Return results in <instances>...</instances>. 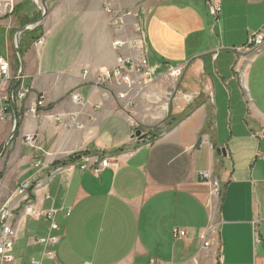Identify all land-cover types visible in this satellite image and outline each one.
<instances>
[{
  "label": "crops",
  "instance_id": "obj_1",
  "mask_svg": "<svg viewBox=\"0 0 264 264\" xmlns=\"http://www.w3.org/2000/svg\"><path fill=\"white\" fill-rule=\"evenodd\" d=\"M219 1L216 20L208 0H116L117 8L137 14L142 51L107 50L102 0H48L39 32L20 38L18 124L0 157V209L14 208L17 186L39 177L47 186L36 205L56 211L58 231L15 213L12 260L0 264H264V48L237 52L249 35L264 31V0ZM38 13L25 0L0 16V58L11 74L0 81V154L14 122L6 101L19 72L13 36L35 24ZM135 21L120 39L133 37ZM141 53L154 80L129 95L132 105L116 94L103 98L106 87L94 89L97 71ZM20 89L29 91L23 100ZM71 93L89 104L74 105ZM39 98L43 107L33 114ZM135 129L143 140L133 138ZM103 159L107 167L93 173ZM203 172L218 180V197L198 180ZM214 222L218 230L204 248L199 235ZM175 228L185 239H172ZM48 236L57 244H35Z\"/></svg>",
  "mask_w": 264,
  "mask_h": 264
},
{
  "label": "built area",
  "instance_id": "obj_2",
  "mask_svg": "<svg viewBox=\"0 0 264 264\" xmlns=\"http://www.w3.org/2000/svg\"><path fill=\"white\" fill-rule=\"evenodd\" d=\"M115 3L116 0H104L103 2V9L110 18V26L113 34L115 35V39L112 41V47L116 50L131 47L139 48L143 51V30L138 21V17H136L135 13L133 15V12L130 10L115 7ZM207 5L209 7L208 9L210 14L214 18H217L221 11L220 1L208 0ZM130 19L136 20L132 25L133 37L128 40L120 39V37L125 34L128 21ZM38 40H40V38ZM262 43H264V31L261 30L257 33L249 35L245 45L241 49H237V52H255L256 54L258 45H261ZM38 44H43V40L41 43L38 42ZM99 73L100 74L96 80L97 85H93L94 89H104L106 87L104 91L107 94H103V98L106 96L108 97V95L116 94V100L127 101L129 105H132V100H130L129 95L141 93L142 90L150 85L154 80V71L149 66L146 56L142 53L138 58L119 56L112 69H105ZM172 74L178 75V71L175 70ZM84 76H87V71L84 72ZM10 80L8 62L6 59L0 58V81L7 82ZM28 93L29 91L27 89H20L17 97L18 99L23 100ZM69 97L71 102L76 106L85 107L89 104V100L81 98L77 93H71ZM6 101L9 103V97L6 98ZM43 103V99L39 98L35 104V108L31 110V113L34 114L37 108H42ZM129 107L130 106H127V108ZM7 109V106H5L2 108L1 113L7 111ZM25 141L29 146L35 145L33 136H26ZM83 161H85V164L81 167V170H88V165L86 164L88 160L83 159ZM95 164L96 166L93 167L92 172L97 174L100 170L107 167L108 161L103 159ZM55 169V171H61V169ZM48 177H50V175H48ZM198 180L201 183L208 184L210 186L211 195L214 197L219 196L220 192L218 180L210 172L199 173ZM45 186H47L45 181L39 180V177H33L31 180L27 179L20 183L15 189L13 197L15 200H18V204L14 208H9L8 215H0L1 262H10L12 260L11 253L17 236V229L13 224L15 213H22L24 217L35 221L44 220L50 224V231H58V225L54 222L56 211L53 209L42 210L36 205L38 192L43 190ZM43 198L44 200H48L49 196L44 194ZM212 233L211 229H209L208 232L199 235V241L204 248L209 247V241L211 240L210 237ZM171 237L174 241L182 240L185 239L186 232L175 228L171 232ZM35 244L40 246H54L57 244V239L50 236L39 237L35 239ZM45 255L50 260L54 256L51 252H46ZM28 264L39 263L31 260Z\"/></svg>",
  "mask_w": 264,
  "mask_h": 264
},
{
  "label": "water",
  "instance_id": "obj_3",
  "mask_svg": "<svg viewBox=\"0 0 264 264\" xmlns=\"http://www.w3.org/2000/svg\"><path fill=\"white\" fill-rule=\"evenodd\" d=\"M48 0H36V6L41 10V18H39V20L35 23V24H31L28 26H24L22 27L14 36H13V47H14V52H15V56L16 59L18 60L19 63V72L16 75L15 79L13 80V83L10 87V91H9V104L11 107V111H12V115H13V129L12 132L8 138V140L6 141V143L3 146V150L0 154V157L4 154L8 143L10 142V140L13 138V136L15 135L16 129H17V124H18V117H17V111L15 108V104H14V89L18 83V81L21 78L22 75V71H23V59H22V54H21V50H20V38L24 33H27L29 31H34L35 29L39 28V26L42 24L46 13H47V4ZM133 138H137L139 140L144 139V135H142V130L141 129H135L134 133H133ZM220 153H222L223 155H225V151L224 150H216V154L219 155Z\"/></svg>",
  "mask_w": 264,
  "mask_h": 264
},
{
  "label": "rangeland",
  "instance_id": "obj_4",
  "mask_svg": "<svg viewBox=\"0 0 264 264\" xmlns=\"http://www.w3.org/2000/svg\"><path fill=\"white\" fill-rule=\"evenodd\" d=\"M21 1H25V0H0V16H7L6 14H8L9 12H11V9H13V7L15 8ZM26 1H28V2H30V3H32V4H34V5H36V0H26ZM121 2L123 1H125V0H120ZM103 2H104V0H102V4H103ZM47 7V6H46ZM116 7V6H115ZM38 11H39V13L35 16V17H33V19H32V21H34L35 19H38V18H41V10L38 8ZM131 11V10H130ZM131 12H133V11H131ZM134 13L135 12H133V15H134ZM11 14V13H10ZM136 17H137V14H136ZM23 23H29L28 21H24ZM21 25H23V24H17L16 26H15V29H18V28H20L21 27ZM112 31V29H111V26H110V18L107 16V50L109 49L110 50V48L112 47V41L115 39V35L113 34V32H111ZM111 34H113V39H111L112 41H110V35ZM112 36V35H111ZM113 48V47H112ZM114 49V48H113ZM116 50V49H115ZM109 54L110 53H108V51H107V57H109ZM119 57V56H118ZM117 57V58H118ZM116 58V59H117ZM115 65V64H114ZM114 67V66H113ZM113 67H111V68H107V69H112ZM98 72V76H99V71H97ZM101 72V71H100ZM10 78H11V74H10ZM15 79V78H14ZM9 82V81H8ZM96 90V89H95ZM219 133V132H218ZM222 134H223V132H222ZM225 134V133H224ZM166 136V134H164V135H162V138L163 137H165ZM228 137V136H227ZM218 173H221V172H218ZM221 190L219 189V192H220ZM220 194V193H219ZM211 229V231L213 232L212 234H211V236H213V234H214V230L217 232V224L214 222L213 223V225H212V228H210ZM211 241V240H210ZM209 241V242H210Z\"/></svg>",
  "mask_w": 264,
  "mask_h": 264
},
{
  "label": "bare ground",
  "instance_id": "obj_5",
  "mask_svg": "<svg viewBox=\"0 0 264 264\" xmlns=\"http://www.w3.org/2000/svg\"><path fill=\"white\" fill-rule=\"evenodd\" d=\"M209 8V7H208ZM209 10V9H208ZM210 13V12H209ZM220 15V14H219ZM219 18V16L217 18H215L216 20ZM36 20V19H35ZM21 40V39H20ZM43 38H40V40L37 41V45H40L38 44V42H42ZM42 45V44H41ZM264 48V43H262L261 45H258L257 47V53L255 54V52H250L254 55H257L258 53H260L261 50H263ZM10 74V72H9ZM19 82V81H18ZM18 84V83H17ZM94 85L96 86L97 83L95 82ZM81 97V96H80ZM143 140V139H142ZM70 158V157H69ZM101 161V160H100ZM108 161V160H107ZM104 169V168H103ZM9 213V210L6 208V206H3L1 209H0V215H8Z\"/></svg>",
  "mask_w": 264,
  "mask_h": 264
},
{
  "label": "trees",
  "instance_id": "obj_6",
  "mask_svg": "<svg viewBox=\"0 0 264 264\" xmlns=\"http://www.w3.org/2000/svg\"><path fill=\"white\" fill-rule=\"evenodd\" d=\"M34 32L35 33H37V32H39V29L37 28V29H35L34 30ZM21 49V48H20ZM18 86H19V83L16 85V87H15V89H14V93H16V91H17V89H18ZM171 128V125H167L166 126V130H169ZM156 136H153V137H151V139L153 140L154 138H155ZM79 156H81V154H77V155H75L73 158H70L69 160H67L65 163H62V164H60L62 167H64V166H67L68 164H72L73 163V161H75L74 160V158H78ZM79 159V158H78Z\"/></svg>",
  "mask_w": 264,
  "mask_h": 264
}]
</instances>
